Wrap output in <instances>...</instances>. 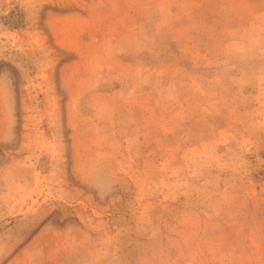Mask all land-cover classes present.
<instances>
[{
    "label": "rangeland",
    "instance_id": "rangeland-1",
    "mask_svg": "<svg viewBox=\"0 0 264 264\" xmlns=\"http://www.w3.org/2000/svg\"><path fill=\"white\" fill-rule=\"evenodd\" d=\"M0 264H264V0H0Z\"/></svg>",
    "mask_w": 264,
    "mask_h": 264
},
{
    "label": "bare ground",
    "instance_id": "bare-ground-1",
    "mask_svg": "<svg viewBox=\"0 0 264 264\" xmlns=\"http://www.w3.org/2000/svg\"><path fill=\"white\" fill-rule=\"evenodd\" d=\"M42 166H43V167L46 166L44 162L42 163ZM5 224H6V223L4 222V223H2L1 225L3 226V225H5Z\"/></svg>",
    "mask_w": 264,
    "mask_h": 264
}]
</instances>
